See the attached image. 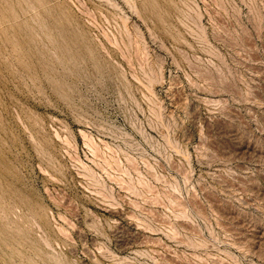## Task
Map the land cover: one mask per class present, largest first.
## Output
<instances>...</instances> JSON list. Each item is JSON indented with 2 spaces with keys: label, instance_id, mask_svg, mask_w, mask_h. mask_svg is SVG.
<instances>
[{
  "label": "rangeland",
  "instance_id": "374dc122",
  "mask_svg": "<svg viewBox=\"0 0 264 264\" xmlns=\"http://www.w3.org/2000/svg\"><path fill=\"white\" fill-rule=\"evenodd\" d=\"M0 264H264V0H0Z\"/></svg>",
  "mask_w": 264,
  "mask_h": 264
},
{
  "label": "bare ground",
  "instance_id": "6f19581e",
  "mask_svg": "<svg viewBox=\"0 0 264 264\" xmlns=\"http://www.w3.org/2000/svg\"><path fill=\"white\" fill-rule=\"evenodd\" d=\"M255 69V68H254ZM259 69V68H258Z\"/></svg>",
  "mask_w": 264,
  "mask_h": 264
}]
</instances>
